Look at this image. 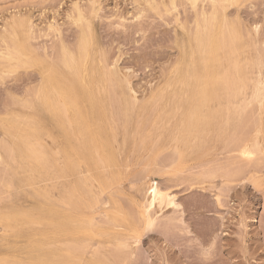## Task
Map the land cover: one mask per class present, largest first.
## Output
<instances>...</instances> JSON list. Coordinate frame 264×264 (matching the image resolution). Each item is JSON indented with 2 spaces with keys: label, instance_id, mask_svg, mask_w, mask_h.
Listing matches in <instances>:
<instances>
[{
  "label": "rangeland",
  "instance_id": "obj_1",
  "mask_svg": "<svg viewBox=\"0 0 264 264\" xmlns=\"http://www.w3.org/2000/svg\"><path fill=\"white\" fill-rule=\"evenodd\" d=\"M92 1H96L95 11L91 7ZM76 2H79L83 8L82 18H79L78 13H73L75 10H72L74 9L72 4L74 6ZM147 2L149 1L0 0V49L5 46L2 41L3 35L7 43L11 44L14 49H16L15 45L21 43L25 48L18 53L17 50H14L12 61L3 63L6 69L10 65L9 69L12 71L2 69L0 64V213L11 217L18 210L30 211L29 214H22L16 220L11 219V224L0 219V264H264V109L255 108L258 117L257 112L253 113L254 108L250 107L251 104L248 105L246 108L251 109L252 118L246 108L242 112L240 110L246 98L252 96L251 86H248L245 92L243 90V93L238 94L237 100L230 97V102L226 98L223 99L222 96H225L226 92L220 90L219 93H223L219 94L222 95V99L211 100V110L206 109L205 102H200L204 97L200 96L199 102L203 109L196 112L194 125L189 123L186 112L182 108L175 109L172 106H164L163 109L157 110L151 105L154 109L150 107L147 112L142 114L136 111L129 112L127 116L116 114L122 108L117 106L114 100L123 94L124 89L120 86L113 88L109 79L102 80L106 75L104 70L107 68L118 70L119 76L129 81L130 87L136 92L139 101H142L146 96H149L152 89L164 85L166 81L174 77L178 68L179 71H185L188 63L182 61L183 44L188 39L192 40L195 20L198 19L199 13L212 10V3L209 4L211 1L207 0H198L196 8L189 0H176L175 3L173 0ZM189 4L192 6L190 7ZM223 4H226L224 12L227 15V21L243 35L240 44L245 50V56L251 60V64L245 65V70L253 72L252 76H257L259 70L264 73V0H235V2L225 1ZM241 21L244 26L241 25ZM51 22L58 24L59 28L62 26L61 34H59L60 40L57 34L45 27ZM27 23L33 24L35 35H28ZM84 33L90 36V59L88 62L90 68L95 71L92 72L87 86L81 84L80 81L76 82V99L79 106L77 109L70 108V111L72 116L78 114L79 109L83 112L84 118L91 126L98 147L101 149V161H98L97 150L93 147L92 141L89 140V134L85 130L83 134L78 135V138L73 137L63 146L65 152L68 153V150H72L73 154L67 162L66 176L56 178L52 176L53 172L41 170L39 166L31 171L28 164L19 166L17 163L12 164L5 171L2 161L8 159V153L3 147V141L10 140L7 130L10 125H14L15 116H18L19 121L16 124L23 129V133L37 134V137H41L47 146H52V137L55 140H61L65 134L68 123L64 120L63 111H56L57 114L61 112L62 127H56L51 123L52 114L46 110L42 113L44 117H40L39 111L42 106L38 109L35 88L39 84V72L44 66L43 62L46 64L50 57H54L56 62L66 68L60 60L59 50L56 52V49H59L58 44L64 41L67 47L71 45L70 50L75 51L80 42L79 38ZM36 46L39 47V51L36 50L38 49ZM40 48H43V53ZM17 55L18 57H16ZM45 56L48 57L45 58ZM96 57L99 61L96 60ZM259 59L262 63L255 65L253 62ZM220 84L218 82L217 86ZM202 87H207V83ZM173 89L174 86L168 89L166 95ZM183 95L184 93L179 95L176 101L182 102L186 96L183 97ZM195 101L197 102L196 98ZM236 102L242 104L241 107L236 108ZM112 103L113 106H111ZM255 104L257 103L255 102ZM244 112H247L245 115L251 120L248 119L250 122H247L245 118L246 122L257 127L255 129L252 125L251 129L257 133L255 134V136L258 135L256 138L253 131L245 130L251 132L250 138L247 137L248 134L247 136L244 134L246 136L244 145L249 141L246 145L253 152L251 156H242L237 149L240 142L238 143L237 139L231 140L236 129H239L240 122H243L241 118H244ZM1 114H4V117ZM253 118H258L256 119L257 124ZM151 124L152 127H150ZM74 125L73 130L79 131L80 125L77 122ZM191 126L192 128L189 129ZM245 127H248L247 124ZM239 132L237 130L235 138L242 134V131ZM253 136L255 140L252 142ZM257 137L259 143L256 142ZM246 138L249 140L246 141ZM63 139L65 141V138ZM103 141L107 146H103ZM153 141L157 143L155 147H152ZM231 141L236 146L231 144ZM139 144L142 145L139 147ZM230 144L233 148L235 146L234 149L238 150V154L237 150L232 152L231 146L229 147L231 150L225 149ZM81 145L82 149H79ZM251 145L253 148L249 147ZM74 147H76L77 154L73 150ZM253 149L256 151L254 152ZM129 151L132 152V155ZM225 151H228L227 153L231 151V155L232 153L239 155L238 163L236 158L234 161L230 159L232 157ZM147 153H149L148 157L144 156ZM162 153L166 158L170 153L179 158L171 157L174 158V164L171 162V165L170 162L161 161ZM157 158L161 159L157 160ZM140 159L142 162L138 164ZM168 159L170 160L169 156L166 160ZM210 159L212 160L209 161ZM240 161L241 163H239ZM102 162L103 164H101ZM162 162L164 165H161ZM206 164L207 166H205ZM179 165L181 167H178ZM182 166H186V168L183 167V169ZM157 168L161 170L158 171ZM167 168L170 169L169 177ZM229 168L231 171L228 173ZM80 171L87 175H81ZM200 171H204V173H200ZM162 172L163 175H160ZM205 172L209 175L208 177H205ZM184 175L188 176L189 180H186L187 177L184 178ZM225 176H228L229 179L232 177V179L228 180ZM87 177H89L88 183H84L82 184L84 187H80V178ZM194 177H197V180H194ZM171 178L173 180L169 182ZM152 179L159 181L163 188L166 187L171 193L176 194L177 201L181 206L179 212L178 210H174V212L169 210L172 208H166L162 214L160 212L161 215L157 219L155 227L146 232L136 203L144 200L145 189ZM124 180L126 181L124 182ZM10 181L11 184H9ZM56 184L58 186L54 188ZM87 185L89 186L86 187ZM90 186H94L92 192L89 189ZM77 190L83 191L82 198L62 204L59 209L70 216V221L63 219L61 222L66 226L65 229H68L69 236L80 238L82 246L79 249L72 248L60 253L50 246L56 231V222L52 217L55 209L54 200L59 191L70 199L73 197V191L77 196ZM107 194L110 195L109 198ZM115 194L118 195H116L118 198ZM99 198L101 199L99 200ZM137 198L139 200H136ZM127 202L129 205L132 203V206L127 205ZM133 207L136 209L134 210ZM133 210L136 212H132ZM169 211L173 212V215H170ZM164 213H169V216L163 215ZM79 214H82L83 221H75ZM91 215L96 216L97 220L95 223L91 222L90 225L88 218ZM112 217H116L117 221L113 222ZM97 222L99 225L96 224ZM135 228L138 229L136 230L139 234L142 231L146 232L144 235L142 233L143 238L139 242H133L136 241V237L134 239L130 236L135 233ZM121 237L126 240L125 246L120 245ZM98 245L100 247H97ZM107 246L109 247L107 248ZM134 246L137 248L136 251ZM111 247L114 250L112 248L111 251ZM5 258L8 259V262H4ZM41 259L45 260L42 262Z\"/></svg>",
  "mask_w": 264,
  "mask_h": 264
},
{
  "label": "bare ground",
  "instance_id": "obj_2",
  "mask_svg": "<svg viewBox=\"0 0 264 264\" xmlns=\"http://www.w3.org/2000/svg\"><path fill=\"white\" fill-rule=\"evenodd\" d=\"M147 1V0H146ZM149 2L153 1V0H148ZM176 0H173V3H175ZM191 2V4L196 8V3L198 0H189ZM207 1H211L209 2L212 3V10L210 12H205L202 11L199 13V17L197 20H195V28H194V33L192 34V40H187L184 42L183 44V59L182 61H186L188 63V65H186L187 67H185V71L183 72L182 70L179 71V68L177 69L176 75L172 78H170L168 81H166V83L164 85H161L159 87H157L156 89H152L149 96H146L142 101H139L138 97L136 96V92L132 89V87H130L129 81L127 79H123L119 76L118 70H116L115 68H107L106 70H104V74L105 78H102V80H108L112 83V87H122L124 89L123 94H120L119 97L116 98V100H114L116 103V105L122 108L121 111L117 112L116 114H118L119 116H127L129 112H137V113H145L147 112L151 105L154 106V108L158 109H163L164 106H172L175 109L176 108H182L187 115V119L189 121V123L191 125H194L193 123H195V116H196V112H198V110H202L203 108L201 107L200 102H205V106L207 110H211L212 106H211V100H214L215 98H220L223 99L226 98L228 102H230V97L233 98H237V95L240 93H243V90L245 92V89L248 86H251L252 88V96L246 98V100L244 101L243 107H241L242 104H240L239 102H236L235 107H241V112L244 111V109L246 107H248V105L250 106L251 104V108H258L259 107L263 110L264 109V73L262 70L257 71V76H252L253 72L250 71H246L245 70V65L250 63V59L248 56H245V50H243V46L240 44V41L243 39V35L241 32H239L237 29H235L232 24H230L229 21H227V15L224 12V9L226 7V4L224 5L223 3L225 1H230V2H235V0H207ZM90 2V1H89ZM138 2V1H137ZM147 2V3H149ZM179 2V1H178ZM187 2V1H185ZM143 3V2H142ZM146 3V4H147ZM92 9L93 11H95L96 9V1H92ZM144 4V3H143ZM155 4V3H154ZM177 4V3H176ZM229 4V2H228ZM235 4V3H234ZM16 5V4H15ZM18 5V4H17ZM16 5V6H17ZM83 5V4H82ZM99 5V4H98ZM97 5V6H98ZM170 5V4H168ZM192 5L189 4V6L191 7ZM200 5V4H199ZM202 5V4H201ZM232 6V4H229ZM238 5V4H236ZM235 5V6H236ZM87 6V5H86ZM148 6V4H147ZM173 6V4H172ZM234 6V7H235ZM239 6V5H238ZM157 7V6H156ZM161 7V5H160ZM179 7V6H178ZM227 7H230L227 5ZM1 8V7H0ZM72 10H75L73 13H78L79 18H82L84 15L83 12V8L80 5L79 2H76L73 6L72 4ZM170 8H172L170 6ZM206 8V7H205ZM211 8V7H210ZM162 9V8H161ZM164 9V8H163ZM202 9V8H201ZM223 9V10H222ZM155 10V9H154ZM157 10V9H156ZM177 11V10H176ZM88 12V11H86ZM90 12V11H89ZM18 13V12H17ZM16 13V14H17ZM72 13V12H71ZM178 13V12H177ZM166 14V13H165ZM77 17V14H75ZM91 15V14H90ZM167 15V14H166ZM193 15V14H192ZM96 16V15H94ZM164 17V16H162ZM71 18V17H70ZM72 19V18H71ZM75 19V18H74ZM73 19V20H74ZM99 19V18H98ZM122 19V18H121ZM27 20V19H26ZM83 20V19H82ZM234 20V19H233ZM55 21V20H53ZM98 21V20H97ZM96 21V22H97ZM12 22V21H11ZM56 22V21H55ZM51 22L49 25L45 26L49 31L57 34L60 40V36L59 34H61V27L59 28L58 24ZM77 22V21H76ZM83 22V21H82ZM242 23V21H241ZM19 25V24H18ZM37 25V24H36ZM99 25V24H98ZM176 25V24H175ZM189 25V24H188ZM242 26L243 23L241 24ZM248 26V25H247ZM36 27V26H35ZM192 27V26H191ZM190 27V28H191ZM194 27V26H193ZM21 28V27H20ZM26 28L28 31V35L32 36L33 34L35 35V28L33 26V24L31 23H27L26 24ZM25 28V29H26ZM84 28V27H83ZM244 28V27H243ZM250 28V27H249ZM245 29V28H244ZM87 30V28H86ZM177 30V29H176ZM181 30V29H180ZM192 30V28H191ZM243 30V29H242ZM18 31V30H17ZM41 31V29H40ZM43 31V30H42ZM47 31V30H46ZM179 31V30H178ZM244 31V30H243ZM10 32V31H9ZM39 33V31H37ZM87 32V31H86ZM89 32V31H88ZM94 32V31H93ZM182 32V30H181ZM257 32V31H256ZM23 33V32H21ZM37 33V35H38ZM42 33V32H41ZM179 33V32H178ZM183 33V32H182ZM7 34V33H6ZM14 34V33H13ZM20 34V33H19ZM97 34V33H96ZM186 34V33H185ZM15 35V34H14ZM23 35V34H22ZM81 35V34H80ZM79 35V36H80ZM93 35V34H92ZM245 35V33H244ZM250 35V33H249ZM264 35V34H263ZM21 36V35H20ZM56 36V35H55ZM16 37V36H15ZM42 37V36H41ZM246 37V36H245ZM252 37V36H251ZM22 38V37H21ZM34 38V37H33ZM32 38V39H33ZM49 38V37H48ZM187 38V37H186ZM250 38V36H249ZM260 38V37H259ZM53 39V38H52ZM262 39V38H261ZM37 41V39H34ZM62 40V39H61ZM2 41L5 44V46L0 49V60H1V66L2 69H4L5 65L3 64L6 61L11 60L12 58H14V50H17L16 52H20L21 49H25L24 45L19 44V45H15V48H13V46L9 43H7L4 35L2 36ZM53 41V40H52ZM75 41V40H74ZM79 43L77 44V49L75 51H73L72 49L70 50L69 48H72L71 45L70 47H67L66 44L64 43V41L60 42L59 45V50L60 52V60L61 62L64 64V66L66 68H63L58 62L55 61L54 57H50L49 60H47L46 64L44 63V66L39 69H41V71L39 72V84L37 85L35 82L36 88V97H37V102H38V109L42 106V108H40L39 114L40 117L43 118L44 115L42 116L43 111H47L49 112L51 115V123H53L54 126L56 127H62V118L60 116V113L57 114L56 111H63L64 115V120L67 121L68 126L66 128V132L65 134L62 136V139L58 140V139H54V137H52L53 139V144L52 146L49 145L47 146L46 144L43 143L42 138L41 137H37V134L35 133H23L22 132V128L17 125L16 123L19 121L18 116L14 117V125H10L8 127V135L10 136V140L7 142V140L3 141V147L5 148V151H7L8 155V159L5 161L3 160L2 165L4 170H8L12 164L17 163V165H23V164H28V167H30L31 171H34V169H36L38 166L41 168V170H45V171H51L52 176L56 177V178H60L61 176H66L67 174V169H68V163L72 154V150H68V153L65 152V148L63 147L66 143L70 142L72 140L73 137L78 138L79 134H83L85 130H87V133L89 134V140L92 141L93 143V147L96 148L95 152H96V156L99 155V160L101 161V149L98 147V143L96 141V139L93 136L92 130H91V126L89 125V123L87 122V119L84 118L83 112H81V109H79L78 114H75L74 116H72L70 108H76L78 105L77 102V84L76 82L80 81L81 84L87 86L88 85V81H90L89 79H91L90 77L92 76V72L95 70H92L89 66V62L88 60L90 59V45H91V40H90V36L89 34L84 33L83 36H81L79 38ZM96 41V40H95ZM94 41V45L96 46ZM260 41V40H259ZM13 42V41H12ZM22 42V41H21ZM33 42V41H32ZM51 42V41H50ZM55 43V41H53ZM58 42V41H57ZM20 43V42H19ZM28 43V42H27ZM53 43V44H54ZM74 43V42H73ZM175 43V42H174ZM178 43V42H177ZM259 43V42H258ZM18 44V43H17ZM55 45V44H54ZM260 45V44H259ZM263 45V42H262ZM1 46L2 43H1ZM45 46V45H44ZM43 47V46H42ZM56 47V46H55ZM94 47V46H93ZM177 47V46H176ZM263 48V46H261ZM32 48V47H31ZM36 50L39 51V47L36 46ZM44 48V47H43ZM42 48V49H43ZM48 48V47H47ZM46 48V50H47ZM53 48V47H52ZM41 49V48H40ZM41 49V50H42ZM45 49V48H44ZM55 49V48H54ZM97 49V48H96ZM30 50V49H29ZM49 50V49H48ZM178 50H180L178 48ZM26 51V50H25ZM37 51V52H38ZM48 52V51H47ZM55 52V51H54ZM93 52V51H92ZM95 52V51H94ZM25 53V52H24ZM43 53V50H42ZM79 53V54H78ZM180 53V51H179ZM16 54V53H15ZM39 54V53H38ZM49 54V52H48ZM52 54V53H51ZM22 55V54H21ZM44 55V54H43ZM47 55V54H46ZM58 55V54H57ZM34 56V55H33ZM54 56V55H53ZM99 56V55H98ZM18 57V55L16 56ZM37 57V56H36ZM48 56H45V58H47ZM244 57V59H243ZM25 58V57H24ZM35 58V57H34ZM33 59V58H32ZM101 59V58H100ZM96 60H98V58L96 57ZM12 61V60H11ZM26 61V58H25ZM99 61V60H98ZM114 61V60H113ZM119 61V60H118ZM181 61V60H180ZM182 61L180 62L182 64ZM13 62H15V60H13ZM243 62L245 63L243 65ZM16 63V62H15ZM40 63V61H39ZM42 63V62H41ZM101 63V62H100ZM177 63V62H176ZM255 65H260L262 62L259 59L258 61L253 62ZM117 64V63H116ZM251 64V63H250ZM19 65V64H18ZM37 65V64H36ZM175 65V64H173ZM0 66V67H1ZM8 66V65H7ZM17 66V65H16ZM111 66V65H110ZM244 67V68H243ZM10 65L8 67V69L5 68L6 71H12L9 69ZM100 68V67H99ZM38 69V70H39ZM169 69V68H168ZM15 70V69H13ZM16 71V70H15ZM126 74V72H124ZM123 73V74H124ZM8 76V75H7ZM3 79V78H2ZM8 79V78H7ZM130 79V78H129ZM108 81V82H109ZM206 81V82H205ZM2 82V80H1ZM178 82V84H177ZM207 83V87H202L203 84ZM220 82L221 84L217 86V83ZM34 84V83H33ZM134 85V84H133ZM18 86V85H17ZM27 86V85H26ZM29 86V85H28ZM174 86V89L172 90V92H168V95H166V92L168 91V89H170L171 87ZM31 87V85H30ZM19 88V87H18ZM110 88V87H109ZM27 89V88H25ZM95 89V88H94ZM108 90V89H107ZM220 90H224L226 92V94H224L225 96L219 95V91ZM34 91V90H33ZM88 91V90H87ZM111 91V90H110ZM171 91V90H170ZM31 92V91H29ZM133 92V93H131ZM182 93H184L183 97L185 96V99L182 102H177L176 99L179 97V95H182ZM218 93V95H217ZM25 94V93H24ZM27 94V93H26ZM223 94V93H221ZM207 95V96H206ZM11 96V94H10ZM25 96V95H24ZM82 96V95H81ZM141 96V95H140ZM172 96V97H169ZM200 96H204L202 99V101H200L199 97ZM222 96V97H221ZM115 97V96H114ZM197 99V102L195 101V98ZM141 98V97H139ZM172 98V99H171ZM244 98V97H243ZM231 99V100H232ZM15 100V99H14ZM237 100V99H236ZM200 101V102H199ZM99 102V101H98ZM199 102V103H198ZM254 102V104H252ZM255 102L258 104H255ZM12 103V102H10ZM83 103V101H82ZM13 104V103H12ZM20 105V104H19ZM255 105V106H253ZM37 106V105H36ZM113 106V103L112 105ZM116 106V107H117ZM258 106V107H257ZM20 108V107H19ZM120 108V109H121ZM152 109H154L153 107H151ZM247 109V108H246ZM245 109V110H246ZM253 109V113L257 112L256 109ZM15 110V109H14ZM249 110V111H248ZM251 109H247L246 111L249 112L251 115L250 117L252 118V114L250 112ZM13 111V110H11ZM24 111V110H23ZM154 111V110H153ZM247 112H244V118H241L243 122H240V127L238 126L239 129H236L235 134H237V130L239 132V130L242 131V134H240V136L238 135L237 138H235V134H233V137H231L234 141V139H237L236 141L240 144L237 146V149H239L240 153L242 156H251V154L253 152L250 151V149L247 147L248 145H244V137L247 136V134L249 136L247 137H251L250 133L248 132L253 131L252 129V125L253 127H255V129L257 128L256 126H254V124H248L247 122H250L251 120L249 119L250 117H246L245 113L247 114ZM239 113V112H238ZM31 114V113H30ZM256 114V113H255ZM2 117H4V114H1ZM33 115V114H31ZM152 116V113L149 114V116ZM258 115V112H257ZM263 115V114H262ZM148 116V115H147ZM148 116V117H149ZM150 116V117H151ZM256 116V115H255ZM118 117V116H117ZM239 117V116H238ZM259 117V115H258ZM141 118V117H138ZM247 122H246V119ZM112 119V118H111ZM250 121H249V120ZM255 119V118H253ZM258 119V118H256ZM255 119V121H256ZM150 120V118H149ZM149 120L147 121V123L149 122ZM254 120H252L253 122ZM254 121V122H255ZM260 121V119H259ZM40 122V121H39ZM77 122L78 125H80L79 131H74L73 127L75 126L74 124ZM118 122V121H117ZM136 123H138V121H136ZM154 123V121H153ZM42 124V123H41ZM115 124V123H114ZM119 124V122H118ZM140 124V123H139ZM249 127H245L244 126ZM257 124V121H256ZM44 125V124H42ZM51 125V124H50ZM242 125H244L242 127ZM260 125V123H259ZM23 126V125H22ZM82 126V127H81ZM139 126V125H138ZM146 126V125H144ZM251 126V128H250ZM152 127V124L151 126ZM242 127V129H241ZM121 128V126H120ZM191 127H189V129H191ZM244 128V131H243ZM259 128V127H258ZM261 128V125H260ZM3 129V128H2ZM121 130V129H120ZM144 130V129H143ZM142 130V131H143ZM248 130V131H245ZM261 131V129H259ZM258 130V131H259ZM148 131V130H147ZM151 131V130H149ZM241 131L239 133H241ZM256 131V130H255ZM257 131V132H258ZM137 132V131H136ZM145 132V131H144ZM243 132H247V133H243ZM254 132V131H253ZM52 133V132H51ZM151 133V132H150ZM149 133V134H150ZM259 133V132H258ZM262 133V131L260 132ZM264 133V132H263ZM132 134V133H131ZM246 134V136L244 135ZM254 136L257 133H253ZM252 134V135H253ZM4 135V134H2ZM254 136L252 138H254ZM258 136V135H256ZM255 136V138H256ZM65 138V141L64 139ZM143 138H145L143 136ZM148 138V137H147ZM146 138V139H147ZM249 138H246V141L249 140ZM255 138L252 140V142L255 140ZM261 138V137H260ZM12 139V140H11ZM122 139V138H121ZM4 140V139H3ZM78 140V139H77ZM103 140V139H102ZM121 141V140H120ZM156 142L158 141L157 139L155 140ZM226 141V139H225ZM228 141V140H227ZM233 141H231V144H235ZM49 142V141H48ZM154 142V141H153ZM156 142H154L152 147H155V145L157 144ZM172 142V141H171ZM233 142V143H232ZM236 142V143H237ZM258 142V137H257V141ZM261 142V140H260ZM2 143V142H1ZM91 143V144H92ZM227 143V142H226ZM229 143V142H228ZM237 143V144H238ZM259 143V142H258ZM103 146H107V144L105 145V142L103 141ZM229 145L228 148L226 147L225 149H230L229 147L231 146V149L233 148L232 145ZM251 144V143H250ZM89 145V143H88ZM142 144H139V147ZM177 146V145H176ZM236 146V144H235ZM234 146V148H235ZM133 147V146H132ZM167 147V146H166ZM249 147H252L249 146ZM262 147V145H261ZM76 147H74V152L76 151L75 149ZM142 148V147H141ZM232 150V152L236 151L237 149ZM253 148V147H252ZM1 149V148H0ZM79 149H82V145L81 147H79ZM139 149V148H137ZM167 149V148H166ZM173 149V148H172ZM171 149V150H172ZM230 149V150H231ZM169 150V151H171ZM175 150V149H174ZM223 150V148H222ZM254 150V149H253ZM264 150V147H263ZM132 151V150H131ZM129 151V152H131ZM145 151V150H144ZM151 151V150H150ZM221 152V149L219 150ZM218 151V152H219ZM256 150H254L255 152ZM262 151V148H261ZM3 152V151H2ZM147 152V151H146ZM210 152V151H209ZM228 151H225L226 154H229L230 159L236 158V161L238 160V158H240L238 154V150H237V154L236 153H232V155L229 153H227ZM77 154V151L75 152ZM119 153V152H118ZM143 153V152H142ZM166 153V152H165ZM177 153V150H176ZM112 155V153H110ZM136 154V153H135ZM147 153L146 157H148ZM163 154V153H162ZM234 154V155H233ZM236 154V155H235ZM256 154V153H255ZM5 155V154H4ZM132 155V152L131 154ZM155 155V154H154ZM157 155V154H156ZM165 154L161 155L163 158L161 159V161L164 160L167 162H172L174 161V158L171 157H177V159L179 158L178 156H172V154L170 153L169 158L170 160H166L167 158L164 156ZM180 155V153H179ZM260 155V154H259ZM256 155V156H259ZM115 156V155H114ZM128 156V155H127ZM142 156V155H141ZM143 156V157H144ZM213 156V155H212ZM218 156V155H217ZM220 156V155H219ZM235 156V157H234ZM239 156V157H238ZM241 156V157H242ZM6 157V156H5ZM120 157V156H119ZM131 157V156H130ZM130 157H129V162H130ZM145 157V158H146ZM160 157V155H159ZM214 157H216L214 155ZM223 157V156H222ZM128 158V157H127ZM136 158V157H135ZM165 158V159H164ZM183 158V157H182ZM196 158V157H195ZM226 158V157H225ZM254 158V157H253ZM251 158V159H253ZM257 158V157H256ZM255 158V159H256ZM261 158V157H260ZM103 159V157H102ZM143 159V158H142ZM159 158H157V160H160ZM213 159V158H212ZM212 159H210L209 161H211ZM223 159V158H222ZM242 159V158H241ZM240 159V160H241ZM244 159V158H243ZM90 161V158L88 159ZM108 160V159H107ZM141 160V159H140ZM148 160V158H147ZM172 160V161H171ZM206 160V158H205ZM205 160H202L205 162ZM208 160V158H207ZM225 160V159H224ZM247 160V159H245ZM88 161V162H89ZM103 161V160H102ZM178 161V160H177ZM201 161V160H200ZM244 161V160H242ZM107 162V161H105ZM125 162V160H124ZM142 162V160L138 163L140 164ZM160 162V161H159ZM162 162L161 165H164ZM199 162V161H197ZM224 162V161H223ZM248 162H250L248 160ZM255 162V161H253ZM252 162V163H253ZM257 162V161H256ZM259 162V161H258ZM257 162V163H258ZM261 162V161H260ZM154 163V162H153ZM158 163V162H157ZM166 163V162H165ZM171 163V165H172ZM192 163V162H191ZM200 163V162H199ZM209 163V162H208ZM207 163V164H208ZM212 163V162H210ZM217 163V162H216ZM226 163V162H224ZM223 163V164H224ZM238 163V161H237ZM241 163V161L239 162ZM251 163V162H250ZM103 164V162L101 163ZM125 164V163H124ZM137 164V165H138ZM174 164V163H173ZM207 164L205 166H207ZM214 164V163H212ZM227 164V163H226ZM260 164V163H259ZM262 164V163H261ZM1 165V166H2ZM116 165V164H115ZM131 165V164H130ZM146 165V164H145ZM149 165V163H148ZM152 165V164H151ZM185 165V164H184ZM187 165V164H186ZM192 165V164H191ZM197 165V164H195ZM233 165V164H232ZM111 166V165H110ZM127 166V164H126ZM170 167V164L168 165ZM188 166V165H187ZM210 166V164H209ZM231 166V165H230ZM257 166V165H256ZM147 167V166H146ZM172 167V166H171ZM178 167H181L180 165ZM186 166H182V168ZM212 168V166H210ZM223 167L225 168V166L223 165ZM236 167V166H235ZM238 167V166H237ZM259 167V165H258ZM258 167L256 169H258ZM96 168V166H95ZM149 168V167H148ZM209 168V167H208ZM231 168V167H230ZM229 168V171H231ZM234 168V167H233ZM232 168V170H233ZM104 169V168H103ZM138 169V168H137ZM158 171L161 170L159 168H157ZM179 169V168H178ZM184 169V168H183ZM213 169V168H212ZM236 169V168H235ZM142 170V169H141ZM147 170V169H146ZM168 170V168H167ZM166 170V172H167ZM170 170V169H169ZM169 170L167 172V176L169 173ZM176 170V169H175ZM181 170V168H180ZM179 170V171H180ZM206 170V169H205ZM221 170L223 171L222 167ZM239 170V169H238ZM143 171V170H142ZM145 171V170H144ZM183 171V170H182ZM225 171V169H224ZM81 175H87L85 172L80 171ZM90 172V171H89ZM166 172H164L166 174ZM186 172V171H185ZM209 172H211V169H209ZM227 172V170H226ZM110 173V171H109ZM142 173V172H141ZM144 173V172H143ZM146 173V172H145ZM149 173V171H148ZM180 173V172H179ZM188 173V172H187ZM200 173H204L200 171ZM164 174V175H165ZM174 174V173H172ZM206 174V172H205ZM251 174V173H250ZM124 175V174H123ZM142 175V174H141ZM140 175V176H141ZM145 175V174H144ZM148 175V174H147ZM163 175V172L162 174ZM176 175V174H175ZM223 175V174H222ZM231 176L234 177V175L230 174ZM252 175V174H251ZM263 176V174H260ZM139 176V177H140ZM174 176V175H173ZM172 176V177H173ZM178 176V175H177ZM183 176V175H182ZM186 178V180L188 179V176L184 175ZM209 175L206 174L205 177H208ZM253 176V175H252ZM134 177V176H133ZM132 177V178H133ZM169 177V176H168ZM180 177V176H178ZM228 180H231L232 177H230V179L228 178V176H225ZM224 177V178H225ZM53 178V177H52ZM131 178V179H132ZM183 178V177H182ZM181 178V179H182ZM191 178H192V174H191ZM195 178V177H194ZM197 178V177H196ZM194 180H197V179ZM127 179V178H126ZM129 179V176H128ZM176 179V178H175ZM180 179V180H181ZM206 179V178H205ZM208 179V178H207ZM247 179V178H246ZM258 179V178H257ZM81 180V184L79 185L80 187H84L82 184L84 183H88L89 177L87 178H80ZM153 180V181H152ZM150 182H148L147 187L145 189V195H144V200L141 202H137V208H138V213L140 216V219L143 221L145 227L144 229L147 231L153 229V227H155V223L157 222V219H159L160 215L163 213L162 211L165 210L166 208H172L169 210H172L174 212V210H178L180 209L181 204L178 203L177 198H176V194L171 193L166 187L163 188L160 184L159 181L152 179ZM173 180V178H171L169 180V182ZM185 180V179H184ZM189 180V179H188ZM202 180V179H201ZM204 180V179H203ZM202 180V181H203ZM256 180V179H255ZM74 181V180H73ZM111 181V180H110ZM126 180H124L125 182ZM132 181V180H131ZM149 181V179H148ZM178 181V179H177ZM208 181V180H207ZM224 181V180H223ZM263 181V180H262ZM261 181V182H262ZM19 182V181H18ZM123 182V181H122ZM130 182V181H129ZM181 182V181H180ZM186 182V181H185ZM191 182V180H190ZM200 182V181H199ZM205 182V181H204ZM166 183V181H165ZM184 183V182H181ZM9 184H11V181L9 182ZM122 184V183H121ZM167 184V183H166ZM119 185V184H118ZM131 185V184H130ZM171 185V184H170ZM58 186V184L55 185L54 188H56ZM89 185H87L86 187H88ZM111 186V185H110ZM168 186V185H167ZM260 186V185H259ZM94 186H90V191H93ZM100 187V186H99ZM116 187V186H115ZM43 189V188H42ZM135 189V188H134ZM105 190V189H104ZM108 190V189H107ZM76 191V190H75ZM124 191V189H123ZM143 191V190H142ZM60 192V193H59ZM58 194L56 195V199L54 200V205H55V209L53 211L54 215L52 216L54 221L56 222V231L54 233L53 239L50 242L52 246V248H54L55 250H57L60 253L66 252L73 249H79L82 246V240L80 238H72L69 236L68 234V229H65V225H63L64 223H61L63 221V219H65V221H70V216H68L66 213H63L62 211H60L59 208H61L62 204H68L69 202H73L75 199L78 198H82L83 196V191L81 190H77V196L75 195V192L73 191L72 196L74 197H70V199L66 198L64 194H61V191H59ZM108 192V191H107ZM114 192V191H113ZM1 195V194H0ZM45 195V194H42ZM114 195V194H113ZM117 194H115L116 196ZM99 196V195H98ZM108 196V194H107ZM110 196V195H109ZM108 196V198H109ZM118 196V195H117ZM116 196V197H117ZM124 196V195H123ZM6 197V196H5ZM100 197V196H99ZM122 197V196H121ZM7 198V197H6ZM118 198V197H117ZM125 198V197H124ZM101 198H99L100 200ZM131 199V198H130ZM98 200V199H97ZM108 200V199H107ZM123 200V197H122ZM133 200V199H131ZM136 200H139L138 198ZM102 201V200H101ZM124 201V200H123ZM122 201V202H123ZM125 202V201H124ZM123 202V203H124ZM135 202V201H134ZM133 202V203H134ZM129 205V202H127ZM131 203V202H130ZM106 204V203H105ZM2 205V204H1ZM74 205V204H73ZM135 205V207H136ZM125 206V204H124ZM132 206V203L131 205ZM134 206V205H133ZM67 207V206H66ZM72 207V206H71ZM128 207V206H127ZM32 208V207H31ZM97 208V207H96ZM132 209V208H131ZM134 209V207H133ZM136 209V208H135ZM134 209V210H135ZM107 210V209H106ZM113 210V209H112ZM132 211V212H136V211ZM1 211V210H0ZM97 211V210H96ZM104 211V210H103ZM30 211H16L11 217L10 216H6L5 214L1 215L2 213H0V219H4L6 221H8L9 224H11V219L16 220L18 217H20L22 214L27 215L29 214ZM161 212V214H160ZM171 211H169L170 213ZM173 212L170 213V215H173ZM97 213V212H96ZM105 213V212H104ZM119 213V212H118ZM133 213V214H134ZM167 214H163V215H168ZM106 214V213H105ZM104 214V216H105ZM125 214V213H124ZM132 214V215H133ZM97 216V214H95ZM108 215V214H106ZM118 215V214H117ZM137 215V214H136ZM67 216V217H66ZM96 216H89L88 221L89 224L91 222L97 220ZM174 216L176 217L177 214L175 213ZM134 217V216H133ZM137 217V216H136ZM173 217V216H172ZM82 220V214H79L78 218L75 221H79ZM84 220V219H83ZM82 220V221H83ZM113 222L117 221L116 217H112ZM138 221V220H137ZM85 223V222H84ZM97 225L98 222L96 223ZM82 225V224H81ZM91 225V224H90ZM79 226V225H78ZM95 226V225H94ZM93 226V227H94ZM89 227V226H88ZM118 227V226H117ZM121 228V227H120ZM138 228V227H137ZM137 228H135V233L133 235H130L132 237H136V241L133 239L131 241L133 242H139V240L141 238H143L142 233L143 231L139 234L137 232ZM73 229V228H72ZM124 229V228H123ZM137 229V230H136ZM143 230V228H141ZM129 232H131L130 230H128ZM64 232V233H63ZM138 234H137V233ZM140 232V230H139ZM144 232L143 235L146 233ZM74 233V232H72ZM68 234V235H67ZM67 235V236H66ZM1 236V235H0ZM97 236V235H95ZM129 236V237H130ZM141 236V237H140ZM94 237V235H93ZM101 237V236H100ZM82 238V237H81ZM125 238V237H124ZM127 239H129L127 237ZM117 240V239H116ZM129 240V242H130ZM126 240L123 239V237H121V242L120 245L125 246L126 245ZM128 241V240H127ZM141 241V240H140ZM129 242H127L129 244ZM141 243V242H140ZM140 243L138 245V250H139V246ZM127 244V245H128ZM133 244V243H132ZM138 244V243H137ZM46 245H48L46 243ZM96 245V244H95ZM94 245V247H95ZM108 245V244H107ZM110 245V244H109ZM112 245V244H111ZM88 246V245H87ZM133 246V245H132ZM136 246V245H135ZM134 246V247H135ZM97 247H100V245H98ZM109 246H107L108 248ZM114 247V246H113ZM111 247V251L112 248ZM6 248V247H5ZM102 248V246H101ZM137 248L135 247V251L137 250ZM8 249V248H6ZM89 249V247H88ZM109 249V250H110ZM5 250V249H4ZM114 250V248H113ZM11 251V250H10ZM92 251V250H91ZM132 251V250H131ZM9 252V251H8ZM86 252V251H85ZM139 252V251H137ZM48 253V251H47ZM129 253V252H128ZM136 253V252H134ZM133 253V255H134ZM4 255V254H3ZM114 255V254H113ZM130 255V254H129ZM132 255V256H133ZM44 256V254H43ZM5 257V255H4ZM28 258V256H27ZM42 258V257H41ZM46 258V257H44ZM113 258V257H112ZM77 259V258H76ZM45 259H41V261L43 262ZM78 260V259H77ZM117 261V260H116ZM4 262H8V259L5 258ZM126 263V261H125Z\"/></svg>",
  "mask_w": 264,
  "mask_h": 264
}]
</instances>
